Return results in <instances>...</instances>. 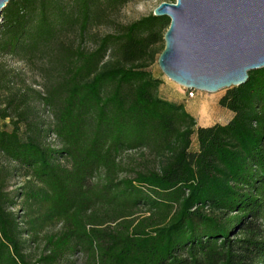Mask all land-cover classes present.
<instances>
[{"label": "trees", "instance_id": "obj_1", "mask_svg": "<svg viewBox=\"0 0 264 264\" xmlns=\"http://www.w3.org/2000/svg\"><path fill=\"white\" fill-rule=\"evenodd\" d=\"M36 1L13 0L3 11V53L27 39L36 47L54 38V18H66L58 6V16L49 14L54 0H40L34 20ZM93 1L73 0L81 34ZM157 19L105 36L95 50H68L63 82L41 98L47 107L59 103L53 133L61 148L40 141L26 93L0 105V119L13 127L0 129V155L43 185L21 195L61 224L45 236L46 252L29 261L28 232L10 210L17 198L7 191L11 174L1 167L0 264H72L77 253L86 264H264V68L219 101L231 120L196 127L183 105L156 95L161 83L146 70L160 30L170 26L156 27ZM146 147L157 168L121 178V154Z\"/></svg>", "mask_w": 264, "mask_h": 264}, {"label": "rangeland", "instance_id": "obj_2", "mask_svg": "<svg viewBox=\"0 0 264 264\" xmlns=\"http://www.w3.org/2000/svg\"><path fill=\"white\" fill-rule=\"evenodd\" d=\"M163 2L175 3V0H118L116 3L111 0H94L86 31L81 34V21L77 17V8L73 0H54V3L48 5L49 14L58 16L55 11L58 6L66 19L54 18L55 33L52 40L35 47L31 40L27 39L22 41L14 52L7 53H3L0 47V105L8 98L26 93L32 117L42 127L40 141L44 145L61 148L60 141L53 133L59 103L47 107L43 105L41 98L49 97L63 82L69 63L68 50L79 46L89 51L95 50L103 37L119 35L125 27L154 15L155 9ZM40 4V0L35 2L34 20L39 17ZM1 15L0 24L3 23ZM157 18L154 23L156 27L170 22L168 17ZM166 31V28L160 30L159 41L153 45L146 60L147 72L161 83L156 95L168 102L183 105L194 118L196 127L227 123L233 117V113L219 104L227 90L214 94L188 90L168 79L160 70L158 59L165 48ZM4 40L5 36L0 32V44ZM114 56L115 49L112 48L105 60L112 59ZM203 106L209 108L207 118L203 117ZM0 129L11 132L13 127L9 120L0 119ZM196 146L198 144L194 136L192 150H195ZM58 162L63 167H70V162L66 157L59 158ZM120 162L125 167L121 178H133L135 172L156 169L158 165L149 147L142 150L124 151L120 156ZM1 167L8 168L11 174L7 182V191L17 196L10 210L21 218V228L28 232L22 237L24 254L29 261L35 262L46 252L45 236L59 233L61 224L48 222L45 219L46 206L39 202L26 201L21 195L43 188V185L35 181L28 170L9 162L0 155ZM99 178L96 177L93 183L99 181ZM143 212H139L137 216L142 215ZM70 261L72 264L87 263L86 257L81 253L73 255Z\"/></svg>", "mask_w": 264, "mask_h": 264}, {"label": "water", "instance_id": "obj_3", "mask_svg": "<svg viewBox=\"0 0 264 264\" xmlns=\"http://www.w3.org/2000/svg\"><path fill=\"white\" fill-rule=\"evenodd\" d=\"M11 1L0 0V15ZM154 16L170 19L159 68L188 90L237 88L264 68V0H175Z\"/></svg>", "mask_w": 264, "mask_h": 264}, {"label": "bare ground", "instance_id": "obj_4", "mask_svg": "<svg viewBox=\"0 0 264 264\" xmlns=\"http://www.w3.org/2000/svg\"><path fill=\"white\" fill-rule=\"evenodd\" d=\"M209 108L207 106H203L202 107V113H203V117H206L207 113H208ZM197 111V109H196ZM219 111V110H218ZM207 118V117H206Z\"/></svg>", "mask_w": 264, "mask_h": 264}, {"label": "crops", "instance_id": "obj_5", "mask_svg": "<svg viewBox=\"0 0 264 264\" xmlns=\"http://www.w3.org/2000/svg\"><path fill=\"white\" fill-rule=\"evenodd\" d=\"M205 127V126H204Z\"/></svg>", "mask_w": 264, "mask_h": 264}]
</instances>
